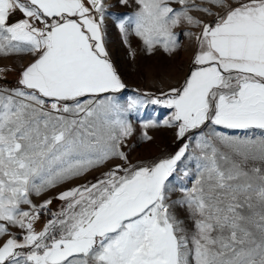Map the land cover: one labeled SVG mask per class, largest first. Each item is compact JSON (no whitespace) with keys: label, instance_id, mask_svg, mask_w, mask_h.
I'll list each match as a JSON object with an SVG mask.
<instances>
[{"label":"snow or ice","instance_id":"6c2138e0","mask_svg":"<svg viewBox=\"0 0 264 264\" xmlns=\"http://www.w3.org/2000/svg\"><path fill=\"white\" fill-rule=\"evenodd\" d=\"M136 3L118 23L125 36L127 20L149 52L175 51L181 34L196 51L182 84L121 104L104 0H0V55L33 57L17 87L0 88V264H264V136L216 130H264V0ZM146 103L172 109L162 125L181 146L132 163L127 115ZM159 126L143 121L141 138ZM190 133H199L197 155H187ZM113 160L121 163L60 192L65 206L34 228L51 199L34 204L32 195ZM185 160L195 169L180 176ZM190 174L191 187L172 200L173 181ZM174 206L186 208L191 227Z\"/></svg>","mask_w":264,"mask_h":264},{"label":"rangeland","instance_id":"374dc122","mask_svg":"<svg viewBox=\"0 0 264 264\" xmlns=\"http://www.w3.org/2000/svg\"><path fill=\"white\" fill-rule=\"evenodd\" d=\"M196 2L203 3V0H196ZM104 3L107 6L104 21L105 48L117 74L126 86L119 92L114 93L118 101L121 104H126L129 98H143L147 101L150 98L160 96L162 92H167L172 87L182 84L192 68V59L196 51L195 40L181 34L179 36V47L175 51L166 52L161 46H157L149 52L142 40L135 35L134 25L125 20L126 36L118 27L119 20L125 17H133L135 12L139 10L136 0H128L127 4L121 3L120 0H107ZM193 15L201 14L193 13ZM203 18L206 20L212 19L211 17ZM183 27L184 31H198V29H190L188 26ZM32 59L33 57L26 53L0 55V68L7 69V71L0 74V88L12 89L17 87L20 73ZM171 114L172 109L146 103L139 110H133L127 115V119L134 128V133L127 139L124 148V151L128 153L130 162L152 161L175 154L181 146V141L177 140L174 128L162 125V121L170 117ZM149 119L156 120L161 126L148 129V134L152 139L146 141L141 138V132L143 131L141 124ZM216 130L229 136H240L241 138L259 139L264 136V130L260 129L234 130L216 126ZM204 132L207 134L208 129L205 128ZM196 135H199V133H190L191 139L184 141L190 143L187 155H197L199 153V150L195 149ZM117 163H121V161H110L104 167L94 169L84 177L59 184L39 196L32 195L31 199L34 204H41L43 201L51 199L47 209L41 212L39 219L35 222L34 228L37 231L41 230L46 222L53 218L52 213L61 211L65 206L64 201L56 198L60 192L86 181H94L100 173ZM194 169L195 160H185L184 164L178 163V175L180 176H183L184 171L193 173ZM192 182H194V175L192 174L182 180H174L175 190L170 193L171 199L178 200L183 195L179 190L180 187H191ZM173 210L180 219L186 221L188 227H191V222L187 219L186 208L174 206ZM12 231L18 233L20 230L13 228Z\"/></svg>","mask_w":264,"mask_h":264},{"label":"bare ground","instance_id":"6f19581e","mask_svg":"<svg viewBox=\"0 0 264 264\" xmlns=\"http://www.w3.org/2000/svg\"><path fill=\"white\" fill-rule=\"evenodd\" d=\"M104 1H107V0H104Z\"/></svg>","mask_w":264,"mask_h":264}]
</instances>
